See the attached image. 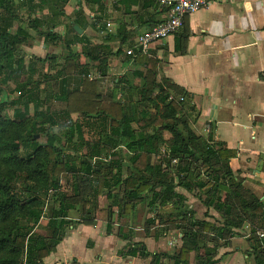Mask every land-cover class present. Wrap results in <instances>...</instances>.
I'll return each instance as SVG.
<instances>
[{"label": "trees", "instance_id": "trees-1", "mask_svg": "<svg viewBox=\"0 0 264 264\" xmlns=\"http://www.w3.org/2000/svg\"><path fill=\"white\" fill-rule=\"evenodd\" d=\"M70 1L0 0V264H44L64 239L75 214L106 222L111 233L115 214L119 219L128 217L139 207L146 213L147 236L178 230L182 237L171 253L153 254L146 245L133 243L125 254L129 257H151V264H216L221 241L229 245L232 237L244 236L255 264H264V237L259 234L264 233V204L232 171L235 152L193 129L199 113L190 105V97L178 89L185 101L171 99L158 83L157 61L145 55L135 58L147 72L135 73L134 104L101 96L98 80L90 81L88 75L106 74L109 58L127 57V46L133 44H126L130 39L119 33L124 41L113 53L106 44L115 39L113 34L106 33L105 41L97 44L84 33L88 20L93 30L99 27L98 32L106 26L96 16L87 17L83 3L100 8L105 0H75L81 9L65 24ZM120 2L130 6L139 1ZM140 5L168 12L152 1ZM40 39L62 54L28 56L25 48ZM82 56L87 60L84 66ZM20 72L27 81L17 86L18 99L9 102L5 86ZM73 76L81 77L79 88L54 91V83L58 87L61 78ZM43 84L44 99L39 92ZM51 101L64 107L52 109ZM9 105L17 106L13 117L7 114ZM186 109L195 116L192 122L191 115L184 114ZM166 133L170 139H165ZM161 148L166 149L164 154ZM64 174L69 177L66 188ZM179 187L214 209L222 221L197 219ZM100 196L109 201L104 210H97ZM166 209L170 211L163 214ZM129 226L119 228L124 240L132 238L122 235L130 232Z\"/></svg>", "mask_w": 264, "mask_h": 264}, {"label": "crops", "instance_id": "crops-1", "mask_svg": "<svg viewBox=\"0 0 264 264\" xmlns=\"http://www.w3.org/2000/svg\"><path fill=\"white\" fill-rule=\"evenodd\" d=\"M74 1L66 7L68 17L63 19L65 24L81 9ZM140 4L139 1L128 6L120 2L113 6L105 1L100 8L98 5H85L82 9L87 17H98L106 29L104 32H98L99 27L93 30L92 22L88 20L89 26L84 33L97 44L105 41L106 33L113 34L115 39L106 43L113 53L124 41L122 38H129L126 44L134 46L138 34L149 30L154 22H163L168 17L162 8H141ZM60 32L64 33V27ZM119 33L123 34L122 38L118 37ZM25 49L28 56L39 58H45L50 53L62 54L56 47L47 49L43 42L31 43ZM147 57L157 61L158 83L171 93V99L181 101L185 98L178 89L190 97V105L199 113L197 121L192 123L193 129L200 136L223 143L228 150L235 152L230 161L232 171L264 204V0H225L186 16L179 32L153 44ZM109 60V67L103 74L107 77L106 83L97 82L98 92L101 96H115L125 103L134 104L137 100L132 91L134 76L136 72L146 74V67L124 54L113 55ZM80 62L82 66L87 64L83 56ZM112 81L114 86L110 85ZM81 82L79 76L61 78L57 89L60 92L64 88L77 89ZM143 114L148 115L147 112ZM184 114L186 118L191 115V122L195 119L187 109ZM165 139H170L168 133ZM177 191L188 199L184 189L179 187ZM193 199L196 207L193 203L190 206L195 210L197 219L222 221L214 209L204 207L195 196ZM96 205L97 210L106 209L108 198L100 196ZM169 211L166 209L163 214ZM88 219L80 214L70 219L72 224L66 230L64 239L44 264H151V257L143 259L139 255H125L129 246L142 243L150 253H161L160 248L171 253L168 248L165 250L167 243L175 246L182 237L178 230L163 231V234L154 232L155 236H147L142 227L129 226L130 232L122 235L132 238L124 240L119 235V228L128 223L126 221L130 216L119 219L115 214L111 233L106 222ZM249 251L244 236L232 237L229 245H223L221 241L215 257L216 264H255ZM200 254L204 255L205 251ZM195 257L196 254L192 253L191 263H194Z\"/></svg>", "mask_w": 264, "mask_h": 264}, {"label": "built area", "instance_id": "built-area-1", "mask_svg": "<svg viewBox=\"0 0 264 264\" xmlns=\"http://www.w3.org/2000/svg\"><path fill=\"white\" fill-rule=\"evenodd\" d=\"M110 5H117L121 0H105ZM152 1L157 3L159 6L166 8L168 10V17L163 22L138 34L136 42L132 48H129L127 55L131 56L133 59L137 55H149L151 46L157 42L164 41L171 36L176 35L184 24L186 16L192 15L203 8L211 6V4L216 2H222L225 0H137ZM110 27V24H107ZM89 80H98L100 82L106 83L107 77H105L101 72H94L88 75ZM115 82H110L111 86H114ZM183 101V98H181ZM166 149H162L164 154ZM175 162V161H174ZM260 237H264L263 232H259ZM172 244V243H171ZM173 245V244H172Z\"/></svg>", "mask_w": 264, "mask_h": 264}, {"label": "rangeland", "instance_id": "rangeland-1", "mask_svg": "<svg viewBox=\"0 0 264 264\" xmlns=\"http://www.w3.org/2000/svg\"><path fill=\"white\" fill-rule=\"evenodd\" d=\"M75 2V1H74ZM85 5H84V3H83V6H82V8L84 7ZM34 34V33H33ZM37 43H42V39H40L39 41H36ZM36 42H31V43H36ZM47 49H49V48H55V47H46ZM59 51V50H58ZM60 51H61V49H60ZM25 52L27 53V51H26V49H25ZM31 52V51H30ZM44 54V53H43ZM50 55H52L51 53H50ZM34 56H36V55H34ZM26 66L29 64V62L26 60ZM48 66V65H47ZM45 67V72L46 71H48V67ZM96 72V71H95ZM26 73V72H25ZM14 77V79L13 80H11V82L8 84V85H6L5 86V90H6V93H4L5 94V96L8 98L7 100L9 101V102H12V101H14V100H17L18 99V97H19V95H18V92L16 91V88H17V86L19 85V84H23V83H25L26 81H27V75H25V74H21V72H20V74L19 75H14L13 76ZM15 77H18L17 79L15 78ZM36 78V80L38 79V77H35ZM34 78V79H35ZM91 81V80H90ZM45 88V84H43L42 86H41V89L39 90V92H40V97L42 98V99H44L45 97H46V95H47V93L45 92V91H42L43 89ZM54 91L56 92L57 91V83H54ZM20 100L23 102V98H20ZM50 107L52 108V109H57V110H59V109H61L62 107H64V105H62L61 103H58V102H56V101H51L50 103ZM48 104V105H49ZM17 107V106H16ZM15 106H13V105H9L8 106V110H7V114H8V116H11V117H13V112H14V110H15V108H16ZM19 108H23V104L22 105H19L18 106ZM33 108H34V106L32 105L31 106V110L33 111ZM41 142H45V138L43 137V136H39V137H37ZM70 147H72V148H76V146L75 145H70ZM163 149V148H162ZM68 181H69V177L66 175V174H64L63 175V177H62V183H63V186H64V188H66L67 187V184H68ZM187 195H188V204H191V203H193L194 204V206H195V199H193V196L192 195H190V194H188L187 193ZM196 207V206H195ZM200 207H202V206H200V204H199V208ZM211 212V211H210ZM200 214L201 215H203V218L205 217V215H204V211H203V209L202 208H200ZM75 216H76V214H75ZM145 216H146V213H145V210L142 208V207H139L138 209H137V211L135 212V213H133V215H131L130 216V219L129 220H127L126 222H128L127 224L128 225H130V226H132V227H142L143 228V226H144V223H145ZM125 222V223H126ZM145 232V231H144ZM143 232V233H144ZM142 232H140V234H143ZM146 233V232H145ZM165 246V245H164ZM167 248L172 252V250H173V248H174V246L172 245V244H168L167 243V245L165 246V250H167ZM163 249L164 248H160L159 250H162L161 252H164L163 251Z\"/></svg>", "mask_w": 264, "mask_h": 264}, {"label": "water", "instance_id": "water-1", "mask_svg": "<svg viewBox=\"0 0 264 264\" xmlns=\"http://www.w3.org/2000/svg\"><path fill=\"white\" fill-rule=\"evenodd\" d=\"M74 29L78 32L79 35L83 34V31L79 28V26L75 25ZM37 137H39V136H37Z\"/></svg>", "mask_w": 264, "mask_h": 264}]
</instances>
